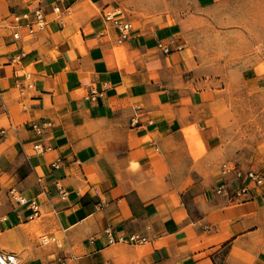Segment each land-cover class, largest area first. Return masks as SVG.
<instances>
[{
    "label": "crops",
    "instance_id": "crops-1",
    "mask_svg": "<svg viewBox=\"0 0 264 264\" xmlns=\"http://www.w3.org/2000/svg\"><path fill=\"white\" fill-rule=\"evenodd\" d=\"M97 1L0 0V198L10 206L0 226L31 222L8 200L16 189L63 233L66 246L46 264H264V186L244 201L214 194L231 183L224 164L243 166L222 145L215 90L198 87L206 79L193 74L175 15L120 14L131 29L118 41L102 14L116 2L78 19ZM35 9L47 25L28 39L22 15ZM263 20L249 18L253 39ZM130 235L146 242L122 241ZM33 250L27 263L41 264Z\"/></svg>",
    "mask_w": 264,
    "mask_h": 264
},
{
    "label": "rangeland",
    "instance_id": "rangeland-1",
    "mask_svg": "<svg viewBox=\"0 0 264 264\" xmlns=\"http://www.w3.org/2000/svg\"><path fill=\"white\" fill-rule=\"evenodd\" d=\"M112 2L118 4L120 14L131 15V23L149 17L159 22L166 13L175 15L180 41L195 58L193 74L206 79L198 87L215 90V116L222 125V145H230L240 153L231 159L233 162L264 173V33L261 39H253L249 21L250 17H264V6L261 11L257 8L264 0H219L206 6L197 0H102L95 3L96 8L79 14L78 19L99 18L102 7ZM57 21L64 22L65 16ZM46 31L51 33L50 27ZM249 37L253 48L246 51L245 39ZM184 129L193 135L188 124ZM0 203V215L10 210L5 197ZM47 217L49 222L45 221ZM59 229L52 212L13 228L3 223L0 234H5L7 241H0V250L13 253L17 264H28L37 246L40 262L46 264V257L52 258L66 246Z\"/></svg>",
    "mask_w": 264,
    "mask_h": 264
},
{
    "label": "built area",
    "instance_id": "built-area-1",
    "mask_svg": "<svg viewBox=\"0 0 264 264\" xmlns=\"http://www.w3.org/2000/svg\"><path fill=\"white\" fill-rule=\"evenodd\" d=\"M59 7L57 5L53 6L55 12H59ZM103 19L105 22H111L113 26L118 31L117 40L123 41L129 35L131 24L129 22H121L119 19V9L112 8L104 11ZM23 19H30L26 26L27 35H32L39 30L45 29L47 25V20L40 9L33 10L31 16L22 15ZM20 17L15 16L14 22L18 23ZM13 37L18 39L20 37L19 32L16 30L13 32ZM163 52H168L170 48L168 46H162ZM136 122L132 121L131 124L134 125ZM4 134L3 130H0V137ZM56 166V164H54ZM222 173L224 176H232L230 184H220L214 188V194L218 198L226 200L227 202L234 201H244L249 199L258 187L264 186V173L254 170V169H243L237 164L226 163L222 167ZM234 182V184H232ZM96 193V190H95ZM63 195L64 192H61ZM8 200L12 205L22 208L26 213V219L28 221H33L38 219L42 215V211L35 200H28L22 195V193L16 189H11L8 193ZM122 241L133 243V244H144L146 238L138 235H130L126 238H122ZM0 264H17L15 255L10 252H5L0 250Z\"/></svg>",
    "mask_w": 264,
    "mask_h": 264
}]
</instances>
